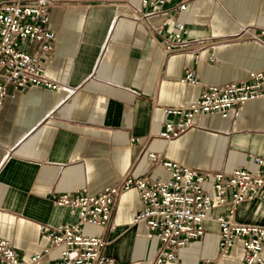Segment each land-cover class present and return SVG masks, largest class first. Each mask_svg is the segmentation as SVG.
Returning <instances> with one entry per match:
<instances>
[{
	"label": "crops",
	"instance_id": "0c3cea01",
	"mask_svg": "<svg viewBox=\"0 0 264 264\" xmlns=\"http://www.w3.org/2000/svg\"><path fill=\"white\" fill-rule=\"evenodd\" d=\"M141 10V0H63L51 11L56 49L44 69L67 88L8 86L0 106V236L23 257L49 244L41 223L77 222L69 207L55 202L59 195L83 189L99 194L128 176L168 177L148 150L225 172L239 166L253 170L252 157L264 156V98L227 117L198 116L195 126L172 140L159 136L165 108L195 101L205 86L264 69V46L236 37L246 26L264 27V0H194L175 20L153 17L152 24L164 33L176 30V22L185 23V45L170 51L148 23L136 20ZM189 69L201 83L181 81ZM144 206L132 187L116 197L113 227L84 226L106 238L105 253L117 264L153 262L159 239L145 221H134ZM236 218L264 224V187L237 207ZM218 252L219 226L209 220L206 233L178 255L197 264L219 257ZM242 255L237 240L219 264H240ZM59 256L56 249L45 263Z\"/></svg>",
	"mask_w": 264,
	"mask_h": 264
},
{
	"label": "built area",
	"instance_id": "2783aa9c",
	"mask_svg": "<svg viewBox=\"0 0 264 264\" xmlns=\"http://www.w3.org/2000/svg\"><path fill=\"white\" fill-rule=\"evenodd\" d=\"M193 1L141 0L142 10L136 20L148 23L151 32L162 36L165 50L170 51L185 45V23L176 22V30L164 33L151 19L164 16L175 20ZM61 3L63 0L0 1V106L9 85L18 90L31 85L67 88L44 69L45 61L53 58L56 49V32L50 26L51 11ZM238 36L264 46V27L246 26ZM209 58L215 60L213 54ZM195 60H199L198 53ZM181 81L201 83L192 69L187 70ZM259 98H264V69L250 71L243 80L205 86L195 101L164 109V128L159 136L172 140L195 126L198 116L220 113L227 117L231 110L240 111L247 102ZM148 155L153 163H161L168 170V177L128 176L99 194L83 189L59 195L55 202L69 207L77 215V222L41 223L40 232L49 244L29 257L19 255L10 241L0 236V264H46L45 258L56 249H60V256L48 264H117L115 258L105 253L106 238L100 233L86 232L84 226L113 227L116 197L132 187L138 188L145 203L134 221H145L149 233L159 239L152 264H186L178 250L200 239L209 220L219 226V257L204 258L197 264H219V259L231 252L237 240L243 246L240 264H264V224L240 222L236 218L237 207L255 199L264 187V156L252 157L253 170L239 166L225 172L201 170L167 160L154 150H148ZM218 208L223 210L216 213Z\"/></svg>",
	"mask_w": 264,
	"mask_h": 264
}]
</instances>
